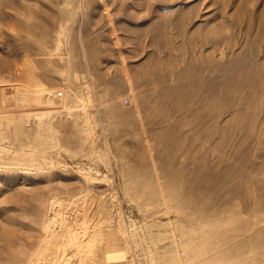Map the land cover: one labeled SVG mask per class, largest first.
I'll use <instances>...</instances> for the list:
<instances>
[{
  "label": "rangeland",
  "instance_id": "374dc122",
  "mask_svg": "<svg viewBox=\"0 0 264 264\" xmlns=\"http://www.w3.org/2000/svg\"><path fill=\"white\" fill-rule=\"evenodd\" d=\"M0 264H264V0H0Z\"/></svg>",
  "mask_w": 264,
  "mask_h": 264
}]
</instances>
